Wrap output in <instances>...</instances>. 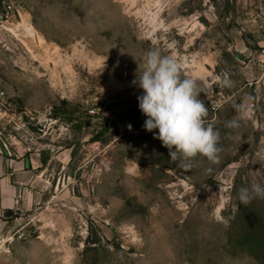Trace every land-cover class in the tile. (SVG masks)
Returning <instances> with one entry per match:
<instances>
[{
    "label": "rangeland",
    "instance_id": "obj_1",
    "mask_svg": "<svg viewBox=\"0 0 264 264\" xmlns=\"http://www.w3.org/2000/svg\"><path fill=\"white\" fill-rule=\"evenodd\" d=\"M2 1L0 142L44 173L0 264H264V199L238 200L264 186V0ZM152 49L203 89L218 162L183 168L145 130L132 81Z\"/></svg>",
    "mask_w": 264,
    "mask_h": 264
},
{
    "label": "clouds",
    "instance_id": "obj_2",
    "mask_svg": "<svg viewBox=\"0 0 264 264\" xmlns=\"http://www.w3.org/2000/svg\"><path fill=\"white\" fill-rule=\"evenodd\" d=\"M229 76L225 71L223 78L217 79L229 87L232 84ZM132 83L143 90L137 99L146 117L144 128L148 132L158 130L154 138L168 149L171 161L186 169L192 168L198 157L218 162L222 151L218 146L220 133L206 119L208 107L199 98L203 89L197 80L184 74L180 60L163 55L159 49L149 50ZM236 111L237 115L225 127L237 129L240 121L250 118L251 98L236 105ZM128 127L131 129V125ZM256 198L264 199V186L260 183L253 181L249 187L238 190L242 205L247 206Z\"/></svg>",
    "mask_w": 264,
    "mask_h": 264
},
{
    "label": "crops",
    "instance_id": "obj_3",
    "mask_svg": "<svg viewBox=\"0 0 264 264\" xmlns=\"http://www.w3.org/2000/svg\"><path fill=\"white\" fill-rule=\"evenodd\" d=\"M39 168L35 157L12 159L0 142V238L12 232L16 209L29 210L38 201L44 173ZM8 211L12 212L10 216Z\"/></svg>",
    "mask_w": 264,
    "mask_h": 264
},
{
    "label": "built area",
    "instance_id": "obj_4",
    "mask_svg": "<svg viewBox=\"0 0 264 264\" xmlns=\"http://www.w3.org/2000/svg\"><path fill=\"white\" fill-rule=\"evenodd\" d=\"M1 3H2L3 8H4V10L2 11L1 14H3L5 12V16H0V19H7L9 14H10V12L8 10H11V7L8 3H4L3 1ZM257 54H258L257 56L264 59V47H260V49L257 51ZM17 226H19V223H15L14 228L11 232V233H13V235L15 234V232L16 233L18 232ZM4 242H5L4 239L0 238V244L4 243Z\"/></svg>",
    "mask_w": 264,
    "mask_h": 264
},
{
    "label": "water",
    "instance_id": "obj_5",
    "mask_svg": "<svg viewBox=\"0 0 264 264\" xmlns=\"http://www.w3.org/2000/svg\"><path fill=\"white\" fill-rule=\"evenodd\" d=\"M207 182L210 183V184H213V185H218V183L213 181V180H208ZM11 214H12V212L8 211V216H10Z\"/></svg>",
    "mask_w": 264,
    "mask_h": 264
}]
</instances>
